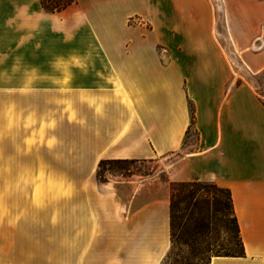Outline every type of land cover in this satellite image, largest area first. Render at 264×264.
I'll return each mask as SVG.
<instances>
[{
	"label": "crops",
	"instance_id": "1",
	"mask_svg": "<svg viewBox=\"0 0 264 264\" xmlns=\"http://www.w3.org/2000/svg\"><path fill=\"white\" fill-rule=\"evenodd\" d=\"M220 46L264 71V0H0V264H163L167 185L194 180L242 244L205 264H264V102Z\"/></svg>",
	"mask_w": 264,
	"mask_h": 264
},
{
	"label": "rangeland",
	"instance_id": "2",
	"mask_svg": "<svg viewBox=\"0 0 264 264\" xmlns=\"http://www.w3.org/2000/svg\"><path fill=\"white\" fill-rule=\"evenodd\" d=\"M56 1L63 4L69 0H44L48 8ZM216 27L221 38L220 19L216 21ZM220 48L231 68L230 74L241 76L264 102V71L250 72L240 61V53L232 46ZM239 62L243 67L238 66ZM174 159L173 156L165 161L146 163L105 162L98 164L97 178L103 182L109 175L126 177L131 173L145 178L166 169ZM189 183L194 185L185 188L182 183L167 185L170 249L163 264H205L214 257L241 255L240 240L225 192L211 182L194 180Z\"/></svg>",
	"mask_w": 264,
	"mask_h": 264
},
{
	"label": "trees",
	"instance_id": "3",
	"mask_svg": "<svg viewBox=\"0 0 264 264\" xmlns=\"http://www.w3.org/2000/svg\"><path fill=\"white\" fill-rule=\"evenodd\" d=\"M73 2H74V0H69L67 3L60 4L58 1H56L55 4H54V6L52 5L51 8H48V7H46V4H45L44 0H40V4H41L42 8H43L45 11H47V12H52V13H53V12H59V11L65 9L66 7L70 6ZM192 123H193V116H192V119H191V124H192ZM104 163H105V162L102 161V162L99 163V165H103ZM192 185H194V184H192V183H182V187H183V188H185V187H190V186H192ZM222 190L225 192V195H226V197H227V201H228L229 207H230V209H231V211H232L233 221H234V223H235V229H236V232H237L238 237H239V233H238L239 231H238L237 222H236V219H235L234 214H233V208H232V203H231L230 193H229V191H228L227 189H223V188H222ZM239 240H240V239H239ZM240 246H241V251H242V244H241V242H240ZM226 257H228V256H226Z\"/></svg>",
	"mask_w": 264,
	"mask_h": 264
},
{
	"label": "built area",
	"instance_id": "4",
	"mask_svg": "<svg viewBox=\"0 0 264 264\" xmlns=\"http://www.w3.org/2000/svg\"><path fill=\"white\" fill-rule=\"evenodd\" d=\"M262 48H263V44H262V42L260 41V38L255 39V41H254V43H253V46H252V51H254V52H258V51H260ZM233 56H234V54H233ZM234 58H235V56H234ZM238 66H240V67L242 66V67H243V65H242L241 62L238 63Z\"/></svg>",
	"mask_w": 264,
	"mask_h": 264
}]
</instances>
